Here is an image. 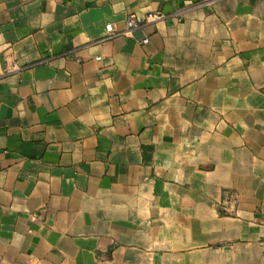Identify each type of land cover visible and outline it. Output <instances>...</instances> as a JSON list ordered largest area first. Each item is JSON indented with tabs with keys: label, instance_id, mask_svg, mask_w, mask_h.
Returning <instances> with one entry per match:
<instances>
[{
	"label": "crops",
	"instance_id": "obj_1",
	"mask_svg": "<svg viewBox=\"0 0 264 264\" xmlns=\"http://www.w3.org/2000/svg\"><path fill=\"white\" fill-rule=\"evenodd\" d=\"M0 264H264V0H0Z\"/></svg>",
	"mask_w": 264,
	"mask_h": 264
},
{
	"label": "built area",
	"instance_id": "obj_2",
	"mask_svg": "<svg viewBox=\"0 0 264 264\" xmlns=\"http://www.w3.org/2000/svg\"><path fill=\"white\" fill-rule=\"evenodd\" d=\"M163 17V13L161 11H154L147 14V16L144 19L139 18L135 14H131L126 19V33H130L134 29L138 28L140 25H142L144 22H150L157 19H160ZM106 31L111 33L114 31V25L113 23H108L106 25ZM144 43L148 42V38L143 39Z\"/></svg>",
	"mask_w": 264,
	"mask_h": 264
}]
</instances>
